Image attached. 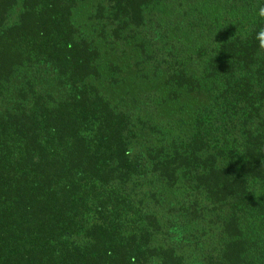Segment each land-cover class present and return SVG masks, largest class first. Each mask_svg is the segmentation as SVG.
<instances>
[{"label":"trees","instance_id":"obj_1","mask_svg":"<svg viewBox=\"0 0 264 264\" xmlns=\"http://www.w3.org/2000/svg\"><path fill=\"white\" fill-rule=\"evenodd\" d=\"M80 1L0 0V264H196L188 232L212 224L203 264H264V0H223L249 24L227 37L104 0L115 39L161 53L142 106L112 97L123 67L74 22Z\"/></svg>","mask_w":264,"mask_h":264},{"label":"rangeland","instance_id":"obj_2","mask_svg":"<svg viewBox=\"0 0 264 264\" xmlns=\"http://www.w3.org/2000/svg\"><path fill=\"white\" fill-rule=\"evenodd\" d=\"M160 2L157 7L151 8V12L147 15L148 20L150 23L153 22L154 26L155 20L158 19L166 22L170 15H174L177 19L181 18V15L183 17L187 15L191 17L193 15H204L217 21V24L224 28V32H230L226 37L232 35L235 31L241 34L249 27L247 20L237 25L236 20L238 16H240L238 6L235 4L225 5L223 0H160ZM77 5L74 14V22L80 31L91 35L93 41L97 42L104 55L103 60L106 63H118L121 68L123 67L121 69L123 70L122 74L117 75L118 80L121 81L122 87L113 91L112 97L115 100L134 103V106H142V103L146 105L145 103H148L149 100L161 99L162 95H155L156 93H160L159 84L154 83V79H144L143 74L140 73L141 70H147V68L152 70L159 66L160 59H152V57L161 53H159L158 50L153 52L152 48H147V52H149L147 53L142 47V42L147 41L144 39V36L138 37L136 34L133 35L129 31H124L123 34L125 39L123 41L115 39L113 27L108 23V16H106L109 11L106 10L104 0H81ZM17 16L18 13L16 12L14 20ZM232 24L233 27L230 28ZM215 27L219 28L216 25ZM109 34L111 38L107 39ZM181 35H183V33ZM170 216L175 219V223L178 221L182 222L183 220L182 216L177 213H173ZM185 228L196 229L198 227L187 226ZM177 230L179 231V228L172 229L171 233H174L172 235H176ZM183 231H185V229L181 232ZM195 231L196 230H190L188 232H191L190 239L188 240L190 242L192 241V243L200 242L198 248H200L201 251L195 250L196 256H194V260H196V264H203L205 258L208 257L205 256L206 251L208 249H214L218 244L221 245V242L217 239L219 230L217 226L212 224V226L207 227L205 231L198 230V233ZM213 233H215V237ZM196 237L198 239L195 240ZM164 241L165 238L160 237L158 239V244L165 245ZM190 251L193 250L191 249ZM196 257H198V259H196ZM202 257L204 258L202 259Z\"/></svg>","mask_w":264,"mask_h":264},{"label":"clouds","instance_id":"obj_3","mask_svg":"<svg viewBox=\"0 0 264 264\" xmlns=\"http://www.w3.org/2000/svg\"><path fill=\"white\" fill-rule=\"evenodd\" d=\"M258 15L264 18V5L260 6L258 9ZM257 40L259 42V47L264 50V28H261L256 34Z\"/></svg>","mask_w":264,"mask_h":264}]
</instances>
